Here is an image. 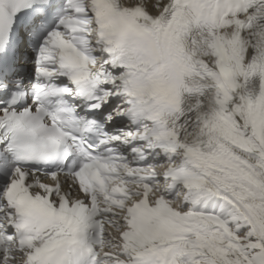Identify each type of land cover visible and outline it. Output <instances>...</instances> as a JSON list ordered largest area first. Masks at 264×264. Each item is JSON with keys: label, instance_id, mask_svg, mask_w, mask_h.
Masks as SVG:
<instances>
[{"label": "snow or ice", "instance_id": "1", "mask_svg": "<svg viewBox=\"0 0 264 264\" xmlns=\"http://www.w3.org/2000/svg\"><path fill=\"white\" fill-rule=\"evenodd\" d=\"M0 264H264V0H0Z\"/></svg>", "mask_w": 264, "mask_h": 264}]
</instances>
